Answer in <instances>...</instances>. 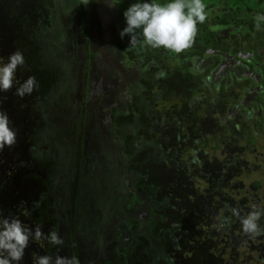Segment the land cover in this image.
<instances>
[{"label":"flooded vegetation","instance_id":"af4514ba","mask_svg":"<svg viewBox=\"0 0 264 264\" xmlns=\"http://www.w3.org/2000/svg\"><path fill=\"white\" fill-rule=\"evenodd\" d=\"M56 1L43 0L50 3L46 16L24 26L33 42L41 38L40 49L47 53L41 63L52 74L44 95L48 140L53 133H65L63 139L52 137L47 143L48 148L53 146L52 162L61 174L54 185L68 186L69 171L80 151L86 150L85 141L99 139L100 147L111 145L122 156L133 129L155 136L162 150L163 136L171 137L176 144L171 151L187 168L184 176L175 171L167 177L170 185L155 183L145 191L137 184L133 191L138 199L140 192L148 193L147 203L140 199L144 205H139L146 218L124 220L128 233L118 238L123 258L102 264H264V233L252 237L241 226L253 208H264V30H256L253 19L264 12V0H241L234 9L218 5L225 19L235 18L237 29L216 31L208 26V17L197 25L202 30L193 46L180 54L131 48L127 35L120 38L126 26L123 12L135 0H89L86 5L83 0ZM28 12L34 20V8ZM32 66L37 68L36 63ZM161 70L166 75L157 78ZM152 108L165 116L156 121ZM180 134L184 136L178 139ZM138 148L149 152L145 143ZM178 162L174 166L183 170ZM254 171L262 179H242ZM193 175L200 182L194 183ZM61 177L63 183L58 182ZM117 184L120 194L129 196ZM259 224L264 228V216ZM164 230L168 234L155 258L146 244L161 242ZM131 250H141L142 257L132 261Z\"/></svg>","mask_w":264,"mask_h":264},{"label":"rangeland","instance_id":"374dc122","mask_svg":"<svg viewBox=\"0 0 264 264\" xmlns=\"http://www.w3.org/2000/svg\"><path fill=\"white\" fill-rule=\"evenodd\" d=\"M49 4L50 3L43 4V0H0V58L6 60L10 53L15 50H20V47L23 48V52L27 51L26 48L30 47L29 42L32 41L25 31L18 32L17 30L32 22L35 25L38 20H41V16H46L45 10L49 11ZM25 6L26 8H24ZM32 8H34V17L31 13L30 14L34 20H30L28 14V11ZM35 51V49L31 50L30 57L33 54L39 58H43L42 61H44V56L47 53L44 55L43 50ZM36 65L37 68H33L32 66L28 68V71L27 68L19 69L17 76L22 82L21 78L33 76L39 71V83H37L38 85L40 84V88H43L47 85L48 78L50 76L52 77V74L49 70L44 69L43 62L41 64L40 62L36 63ZM41 65H43L42 68ZM23 70L26 72L22 77L21 73ZM35 78L37 80V77ZM14 93V88L6 93H0V110L8 114L11 126L17 130L16 144L11 148L5 147L3 152H0V215L14 216L17 212H26V209L29 208L28 206L30 204L34 206V202L37 200H39L41 206H43L42 203L44 198L48 201L51 200L52 204L51 207L50 205L49 207L54 209V212L57 214L56 219L58 221L56 230L64 240V244L57 248V252H59L60 255H76L79 258L80 264H102L110 258L111 260L117 257L123 258L121 252L124 251V249L118 238L128 233L126 230H123L127 229L129 225L127 222H124V220L133 218V216H137V218L141 220L146 218L142 207L139 205H144L140 203V199H142V202L147 203L145 198H148V193L145 195V192H140L142 198L138 199L136 193L133 191L136 181L134 179L135 174L131 171H125L124 168L127 164L124 163V158H126V156L122 157L118 154V150L111 145L108 149L105 148L106 145H101L100 147L97 143V141L101 143L99 139H95L97 144L94 142V139L92 141L88 139L85 141L86 150L83 152L80 151L76 157L74 170L69 171L70 177H68V186L64 189L58 184H52L53 201L50 197H43L45 186L38 175L39 171H42L35 170V154H38L39 160L44 159V156L49 157L53 146L48 148L47 143L50 142L52 137L54 141L59 140V138L63 139L65 133H53L51 134L52 137H49L48 140L47 131L50 129V123L49 120H45L43 114V112L49 109V107L45 105L46 101H44L46 98L44 97L45 90L44 92H39L35 89L31 95L25 96L22 99L20 97L17 98ZM150 97L151 96H149V101ZM152 102L153 100L150 101L151 104ZM146 104H148V101H146ZM151 110H153L152 116L156 121L165 116L162 110L153 108ZM159 111L163 112L162 115H160ZM50 114L51 112L49 116ZM52 114L53 116L55 115L54 111H52ZM74 120L75 118H72L71 121ZM74 123L76 125L75 121ZM87 130L89 134H92L90 124ZM183 136L180 134L177 138L181 139ZM89 137L91 136L89 135ZM155 138V136H150V134H143L141 138L139 137L136 139L138 142L143 139L144 142H142L147 145V149L151 153L150 155L156 157L155 161L158 162L156 165L158 168L157 173H159L163 179L167 177H169L168 179L172 178V173L175 171L180 172L179 175L184 176L185 169L187 168L181 165L183 163L180 161V163L178 162L176 153L171 151L174 145L172 138L163 136L165 142H163L164 144L162 146L165 152L162 150L161 144L156 143ZM53 140L51 141L53 142ZM175 140L176 139L173 138L174 142ZM78 145L80 147L81 143L78 142ZM206 145H204V147L209 150V146ZM175 146L176 144L174 147ZM159 150H162L161 154ZM59 156L60 158H65V153ZM178 156L181 157L180 155ZM219 156H223V153H219ZM204 158L203 156H199V159ZM247 158L248 163L251 164L252 155ZM38 159H36V161ZM80 159H82L81 163L83 167L78 165ZM206 160L207 158H205V161L203 160V163H207ZM175 162H178L184 169L182 170L177 164L174 166ZM263 163L264 161L261 162V166ZM54 169L56 170L55 167ZM35 172L37 174H35ZM196 172H190L189 174L195 175ZM262 172L264 173V171ZM256 173H258V171L250 172L243 175L242 179L246 182H249L253 176L256 178L260 176L259 178L262 179V175ZM53 174L55 178H57V175L61 176L59 172ZM66 174H68V172H66ZM78 174H80L78 178L80 182L77 184L78 187H75L74 181ZM64 175L65 172L63 176ZM194 175L192 176L194 183L200 182L198 177L196 176L195 178ZM62 178L65 177H61L58 182L63 183L64 180ZM62 180L63 182H61ZM117 181L122 185L120 188L125 189L126 192H130L129 196L126 195L127 193L125 195L120 194L119 189H117ZM169 183L168 181L167 184ZM263 185L260 184V187L263 188ZM140 188L143 190L142 187ZM191 189L190 186L186 187L188 192H191ZM253 190L254 188H252L251 191L253 192ZM121 197L123 199H121ZM132 210L134 212H132ZM36 211L37 209L33 210L34 213ZM131 224H136V222ZM120 225H123V227H120ZM135 226L139 227V225ZM49 227L50 225L47 221L42 227V231H47L46 229ZM166 234H168V232L164 230L162 232L161 242H159V239H153V245L146 244V250L151 251V256L155 258L158 257V245H163ZM30 243L27 247L29 250L31 249ZM37 245L36 248H41L42 245L46 244L44 242ZM46 252L43 251V254H47ZM25 260L28 259L26 258ZM31 261V263L34 264L33 260Z\"/></svg>","mask_w":264,"mask_h":264},{"label":"clouds","instance_id":"9594fccd","mask_svg":"<svg viewBox=\"0 0 264 264\" xmlns=\"http://www.w3.org/2000/svg\"><path fill=\"white\" fill-rule=\"evenodd\" d=\"M88 4L89 0H83ZM109 6H114L109 4ZM126 26L119 32L121 39L129 37L131 48L165 49L170 53L180 54L193 46L197 35V25L208 18L204 0H135L123 12ZM256 30H264V12L254 16ZM207 54H211L209 51ZM25 57L20 50L0 58V93L15 89V95L21 99L29 96L38 87L34 76H28L22 82L17 76L19 69L25 67ZM164 71L156 73L163 78ZM17 142V130L11 126L8 114L0 110V152L5 147L11 148ZM39 206V201L34 202ZM234 215L239 213L233 209ZM264 216V208L253 210L241 219L242 231L252 237L264 233L259 224ZM47 242L59 248L64 244L63 237L57 230L47 233L41 226H26L15 216L0 215V264H22L25 249L30 242ZM34 264H80L76 255H35Z\"/></svg>","mask_w":264,"mask_h":264},{"label":"trees","instance_id":"16d2710c","mask_svg":"<svg viewBox=\"0 0 264 264\" xmlns=\"http://www.w3.org/2000/svg\"><path fill=\"white\" fill-rule=\"evenodd\" d=\"M54 1L57 2L56 0H54ZM240 1L241 0H227V1H225V0H204V3L206 4V11L208 12V17L210 19L208 26H210L212 28L216 27L217 28L216 31H218L219 28L223 29V27H224V29H226L228 31V33H230V32L233 33V31H235V29H237V24H235V18L230 17V20L225 19V17L220 12V9H218V5L225 4L227 7H232L234 9V7H236V5H240V4H238ZM3 3H7V2H3ZM48 9L50 10V6H48ZM26 28L21 27L17 31L18 32L25 31ZM198 29H199L198 31L202 30L200 28H198ZM17 31H16V33H17ZM29 34L30 33L27 32V35H29ZM36 35L37 34H35V36ZM203 35L208 36L211 34L204 32ZM212 35H214V34H212ZM35 40H37V42H35V41L33 42L32 40H31L32 42H29L30 47L26 48L28 53L26 55H24L25 62H26L24 68H27V71L29 70L28 68H31L33 63H39L40 62V64H41V58H39L38 56H35L32 54V56L30 57L31 50H33V49H35L36 51L41 50L40 45H39L41 42V38L36 39V37H35ZM42 67H43V65H41V68ZM24 68H22V69H24ZM25 72L26 71L23 70V72L21 73L22 77L25 74ZM34 75H35V77H37L36 81L39 83V71L37 73H35ZM24 79H26V78H24V77H23V79L21 78L22 81ZM48 86L49 85L47 84L43 88H40V84H39L36 89L39 92H44V90L46 91ZM16 97L18 98V96H16ZM132 132H131L132 136H129L131 139L130 144H125V146L123 147L124 155H122V157L126 156V158H124V162H125V164H127L126 167L124 168V169H126L125 171H127V172L131 171L132 173L135 174L134 179L137 182L135 181L134 188H137L140 186V187H142L143 190L149 191L150 186H155V183H158V184L162 183L164 185H167L169 180L166 181L165 179H163L161 177V175L159 173H157L158 168L156 165L158 162L155 161L156 157H152L150 155L151 154L150 152L143 151L141 148H138L139 146H142L144 144L143 139H142L143 142L142 141L138 142V140L136 139V138H139L140 135H142L141 132L139 131L137 133H134V129ZM127 135H129V134H127ZM126 138H128V137H126ZM135 147H137V148H135ZM35 156H36L35 157V162H36L35 170H37V171L41 170L42 171V172L39 171L38 175H39L41 181L43 182V184L45 186L42 196L43 197H50L52 199V197H53L52 184H54V182L56 181V178L54 177V174H53L56 172V170L54 169L55 166H54V163L52 162V154L50 153L49 157L44 156L45 158L41 159V160L38 159V154H35ZM36 159H38V160L36 161ZM81 160L82 159H80V163H81ZM80 163H78V165L80 167H83V164L81 163L82 164L81 165ZM35 174H37V173L35 172ZM79 176H80V174L77 175L76 180L74 181L75 187H78L77 184H79V182H80V181H78ZM72 179H73V177H72ZM117 183H118V181H117ZM72 184H73V181H72ZM137 184H140V185L138 186ZM169 185H170V183H169ZM119 186L122 187V185H119ZM81 187H82V185H81ZM166 188H167V186H166ZM154 195L156 196V193H154ZM52 201H53V199H52ZM51 204H52L51 200L48 201L44 198V201L42 203L43 206H41L40 202H39L38 207L33 206V204H30L28 206L29 208L26 209V212H24V213L23 212L22 213L17 212L16 214H14V216L19 218L26 226L33 227V228H35L36 226L43 227L45 225V223H47V221H48L50 227L46 229L47 231H45V233H47L51 230H56L57 221H58L56 219L57 214L54 212L55 210L50 208ZM49 205H50V207H49ZM34 209H37V211L35 213L33 212ZM45 220H47V221H45ZM72 242L74 243L73 240H72ZM40 243L42 244L44 242L33 241L30 243V248H31L30 250L31 251L29 250V248L25 249V256H24V259L22 261V264H29V263L32 264L31 260H33V262H34V256L35 255H44L43 251L44 252L47 251L46 252L47 254L53 255V256L57 254L58 249L56 247L53 248L52 246L48 245L46 241H45L46 245H42L41 248H36L38 246L37 244H40ZM140 251L139 250L136 252H134L133 250L128 251V255L130 257H133V258H131L132 261L139 260L142 257L140 254ZM26 258L28 260H25ZM239 262H241V261L239 260Z\"/></svg>","mask_w":264,"mask_h":264}]
</instances>
